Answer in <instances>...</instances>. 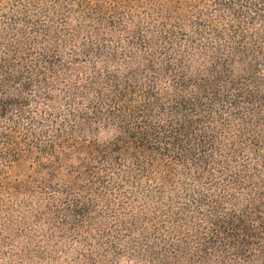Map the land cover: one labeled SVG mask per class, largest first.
Returning <instances> with one entry per match:
<instances>
[{
    "label": "trees",
    "instance_id": "trees-1",
    "mask_svg": "<svg viewBox=\"0 0 264 264\" xmlns=\"http://www.w3.org/2000/svg\"><path fill=\"white\" fill-rule=\"evenodd\" d=\"M0 264H264V0H0Z\"/></svg>",
    "mask_w": 264,
    "mask_h": 264
}]
</instances>
